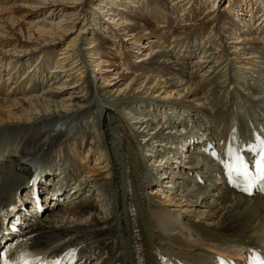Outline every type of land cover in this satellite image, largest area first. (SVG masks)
I'll list each match as a JSON object with an SVG mask.
<instances>
[{
    "label": "bare ground",
    "instance_id": "6f19581e",
    "mask_svg": "<svg viewBox=\"0 0 264 264\" xmlns=\"http://www.w3.org/2000/svg\"><path fill=\"white\" fill-rule=\"evenodd\" d=\"M25 1L35 12L47 7V12L59 19L55 23L42 21L41 25L29 22L25 31L19 32L20 39H15L13 51L9 49L14 58L21 52H38L35 59L41 57L40 63L27 65L28 57L20 58L22 61L10 57L5 62L0 57V207L11 206L6 210V233L0 242L2 237L12 239L27 233H38L48 243L68 238L67 245L74 241L84 244L81 264H213L217 254L244 262L250 248L264 256V197L236 192L225 178L221 180L222 169L216 159L201 153L199 146L194 152L190 150L192 142L225 137L233 119L243 132L246 119L264 128V1L227 0L234 18L224 22L221 14H215L221 0H212L201 17L189 22L200 4L210 0H168L164 10L175 20L173 28L167 30L170 51L151 55L143 62L138 67L143 75L133 77L123 90L129 91L122 96L112 91L117 84L108 87L106 73L111 70L104 63L127 57L122 50L125 46L130 47L131 56L141 54L137 43L148 27L134 28L137 24L119 17V1L130 7L134 5L130 2L146 6L148 14L154 1L96 0L91 12L86 6L91 0ZM99 12L110 20L107 32L129 37L127 43L121 37L117 42L106 38L109 49L115 47L110 59L100 51L101 41L95 43L94 38L86 42L87 24L103 35ZM181 17H185L184 23ZM74 28L72 36L69 32ZM235 33L231 38L254 43L226 47V37ZM201 34H206L204 44L203 39L197 40ZM67 35L70 39L58 48L48 77L53 49ZM178 45L188 50L179 48L177 54ZM196 50V60L189 63L186 75L174 80L178 66L189 65L186 59ZM230 54L237 63L242 62L240 56L249 64L258 58L256 68L247 71L259 84L242 82L243 92L237 91L235 82L239 80L231 74ZM221 70L228 71L218 75ZM199 71L200 80L196 77ZM247 71L239 68L238 72L246 77ZM95 73H99L97 79ZM162 73L172 79H161ZM20 76H25L29 87L17 81ZM221 77L225 78L217 84ZM7 80L12 81V91L7 94L11 98L1 96ZM207 81L214 83L208 95L202 84ZM140 86L150 90L143 99L133 94ZM174 91H182L181 100L170 103L160 96ZM151 97L159 99L145 100ZM201 98L209 106L195 109L192 99ZM11 122L14 124L9 125ZM67 140V146L75 147L70 150L72 155L66 151ZM180 148L186 152L175 172L166 155H175ZM82 149L98 156L95 163L105 167L104 177L89 178L83 173L76 161ZM35 169H40L41 175L32 179ZM160 177L166 181H156ZM61 180L64 183L59 186ZM153 182L168 187L173 194L169 202L175 203V208L153 200L151 195L162 194L159 185L147 190ZM54 189L61 193L51 194ZM91 195L94 199L88 200ZM21 225L20 234L12 230Z\"/></svg>",
    "mask_w": 264,
    "mask_h": 264
},
{
    "label": "rangeland",
    "instance_id": "374dc122",
    "mask_svg": "<svg viewBox=\"0 0 264 264\" xmlns=\"http://www.w3.org/2000/svg\"><path fill=\"white\" fill-rule=\"evenodd\" d=\"M125 1L127 2L129 0H125ZM130 1H132V0H130ZM149 1H151V2L154 1V4H152L151 7H150L151 11H152V12L150 11L151 14L150 13L149 14L146 13V11H145L146 10V6H143V5L134 6L136 3L130 2V4H132V5L134 4L133 6L130 7V5L128 3L121 4L123 1H119L121 3L119 4L118 7H121V9H122L121 11H118L120 13L119 17H122V19L125 22H131V23L137 24V26H135L134 28H139L141 30L143 28H147V27L148 28L142 30L143 37L137 43L138 45H140L142 47V50H141L142 53L141 54L139 52V53L134 54L133 56H131L132 53L130 54V52H129V48L130 47H126L125 46L122 50H123V54H125V56H127V57H125L124 59H119L117 61L105 62L104 63V64H106L105 68L107 70L108 69L111 70V71L106 73V74L109 75V77H108V79H109L108 87L112 86L110 84H113V85L117 84V85H114L116 87H114L113 90H112L115 96H117L119 94H120V96L125 95L129 91V89H128L127 92L125 93V91H123V90L125 89L127 83L133 77L138 79V77H140V75L141 76L143 75V74H140L141 71L138 69V67L143 62L145 63L146 61H148L151 55L153 56V55H156V53L158 54V53H161V52L170 51L171 46H168V41H170V40L167 39L168 38L167 36H169V34H168L169 32H167V30L173 28V26L175 24V20L172 18L173 16L171 15V13H169V12L166 13L165 10H164V6L166 7L168 5V0H165V1L164 0H149ZM211 1L212 0H210V1L206 2V3L200 4L199 10L197 11V13L193 14V18L191 20H189V22H192V21L195 22L197 20V18L201 17L203 15L204 8H206L207 6H210L211 5ZM230 1H235V0H230ZM262 1H264V0H262ZM95 2H97V1L96 0H91L86 5L88 7V12L92 11V10H90V7ZM110 2L111 1H109V3ZM69 4L70 5H72V4L71 3H67V5L69 7H71ZM216 5L219 6V9H218L219 11H217L215 14H221L224 22H228V21L232 20L231 18H234V16L231 15L232 14L231 11L233 9H231V7L230 8L227 7V5H228L227 0H221V2L219 4H216ZM216 5H215V7H216ZM46 8L40 10L39 12H35L36 10L33 7H30V4H28V2H26L25 0H16L15 2H12L11 0L10 1H0V43H3L2 45L0 44V57L5 59V62L10 57H12L11 60L16 59V58L20 59V58L28 57L29 59H28L27 62H25V64H27V65L32 64L33 66H35L36 64L40 63L41 57L35 59V55L39 54L38 52H28L27 51L25 54L21 52V53H18V54H14V55H16L15 58H14L13 56H11L9 49H11V51H13L12 47H13L15 39L17 37H18L17 38L18 40L20 39V33L19 32H22L23 30L25 31V29L28 26L29 22H36L37 21L41 25L42 21H46V22H50L51 21L53 23L58 21V19H59L58 16H54V14L51 15L50 12L49 13L47 12L48 9H46ZM103 13L99 12V23H103L104 27L107 26L105 28L103 27V29H104V31H102L103 35L96 34V32L98 31L97 29L95 31H93L94 30V29H92V27L94 28L93 24H87V28H88V32L89 33L88 34L86 33V35L88 37V40L86 42L89 43L94 38H95V43L97 41H101L102 43H100V45H101V47H100L101 50L100 51L103 52V54L106 56V59H110L112 57V55H114V49L113 48H115V47H110V49H109L110 45L107 44L108 42L106 41V38H110V39L114 38V41L117 42V40L121 37L123 39L122 42L123 43H127L126 39L129 38V37L128 36H123L122 34H118L116 37H114V35H112V33L107 32L108 29H106V28H108V26L110 28V23L108 24V21H110V20L106 19L107 16L103 15ZM242 17H244V16H242ZM184 19H185V17H181L180 20H182V21H180V22L184 23V21H183ZM92 23H94V21ZM240 24H242L241 21H240ZM95 25H97V24H95ZM46 27H48V26H46ZM187 27H188V25H187ZM74 31H76V28H74L73 31L69 32V34L73 36V34H75ZM70 35L64 36V38L59 39V43L57 44L58 45L57 49H56V47L53 49V55L50 58V64H49V66H47V69H46L48 77H50L51 76L50 74H52V72H53V70H52L53 65H54L53 61H55L56 58L58 57L57 54H56V52H59L58 48L61 47V45L66 44L69 41ZM205 35L206 34H204L202 36H199L198 39H197L200 42L203 39V43L202 44H204ZM234 35H236V33L233 34V35L232 34H228V36L226 35L227 36L226 39H225L226 47H229V46H231L233 44H237V45H241V44H243V45L244 44L252 45V43H254V41H251V40L243 42V41H240V40L238 41V39H236V38H231V37H235ZM258 35H259L258 37H260L261 34H258ZM102 37H104V38H102ZM200 37H202V38H200ZM22 40H24V39H22ZM21 42H24V41H21ZM30 44H32V43H29L28 45H30ZM120 48H122V47H119V49ZM179 48L180 47L178 45L177 48H176L177 51H175V52H177V54H179V52H178ZM181 49L182 50H186V49L188 50V48H186L185 46L180 48V50ZM6 50L9 51V52H5ZM17 50H19V48ZM174 50H175V48H174ZM198 52H199V50H196L195 54L191 55L190 58L186 59L187 60V64H189V63L191 64L192 60L193 61L196 60V59H194V56H197ZM143 54H144V56H143ZM136 56H138V57H136ZM139 56H141L140 58H144L145 61L144 60L143 61H140V60L138 61ZM229 57L231 58L230 60H232V63H231L232 64L231 74H232V76L234 77L235 80H239V82L238 81L235 82V86L237 87V91L239 93L243 92V89H242V86H241L242 82H243L244 85H246L247 81L258 83V79L255 78V77L250 76L249 72L247 71L249 67L256 68V66H254V64L255 63L257 64L258 58H255L254 62H252V64H249L247 62V59H245L243 56H240L241 57V61H242L240 63L235 62L236 58L233 60V57L231 56V54L229 55ZM18 59H16V60H18ZM20 60L22 61L23 59H20ZM237 60H238V58H237ZM16 62L18 63L19 61H16ZM11 63H14V62H11ZM166 63H169V61H166ZM190 64L187 65L186 67L178 66V68L176 70L177 74H176L174 80H177V78L180 75L183 76V74H184V76H185L186 75V71L190 67ZM240 65L242 67H239ZM239 68L243 69V71L244 70L247 71V72H245V73H248L246 77H245V74H244V77L239 75V73H240V72H238ZM91 69H92V67H91ZM218 70H220V68H218ZM218 70H216V72H218ZM227 71H225V72L223 71V73L226 74ZM93 72H94V69H93ZM199 73H200V71L197 72L196 77L200 80L201 77H200ZM223 73H222V70H221V72H219L218 75L223 74ZM147 74L150 75L151 73L148 72ZM235 75H236V77H235ZM25 76H20L17 81H21L22 80V82H25V84H26L25 87H29L27 85L26 80H25L26 79ZM161 76H162L161 79H164V78H166L167 80L168 79H172L169 74H163L162 73ZM5 77L7 78L6 75L4 76V78ZM95 77L97 79L99 77V73H95ZM134 78H133V80H134ZM224 78L223 77L219 78L217 80V84H218L219 80L222 81V80H224ZM227 81H228V79H226L225 82L227 83ZM72 82H74V81H72ZM208 83H209V81L202 82V84L204 86L203 90L204 89L207 90L206 95L209 94V91L213 87V84H214L213 83V84L209 85ZM11 85H12V81L11 80H7L6 81V86L2 89L3 92L1 93V96L5 97L7 94L9 95L11 93L12 87L11 88L9 87ZM261 86L263 87V90H264V83ZM140 87L138 89H135L133 94H135V96L140 97L138 99H143L141 97L148 96V94L150 93V90L149 91L148 90L144 91L143 90L144 88L142 86H140ZM116 88H119V89L121 88V90H119L120 92H118V91L114 92ZM140 89H142V90H140ZM174 92H172L171 94H168L166 96L163 95V93H160L161 94L160 96H161V98H165L170 103H172L174 100H176V101L181 100L182 99V95H183L182 91L180 93H178V92L174 93ZM244 93H246V92H244ZM153 94L155 96H158L156 91H153ZM221 96L222 95L218 93L217 97L221 98ZM8 97L11 98L13 96H8ZM254 97H256V96L254 95ZM152 98H157V97L145 98V100H151ZM157 99H159V98H157ZM192 101H193V103H195V105H193V106L196 107L195 109L206 108L207 106H209L206 103V101H204L203 98L195 99V100L192 99ZM151 102H153V101H151ZM190 105H192V104H190ZM155 123L157 124L158 120L157 121L155 120ZM13 124L14 123H12V122L9 123V125H13ZM1 125H7V124H1ZM191 132L193 133L192 130H191ZM68 136H70V134ZM190 137H192V136H190ZM70 140L71 139H69V141ZM196 140H197V138L195 139V141ZM69 141L66 142L65 147L67 146ZM198 146H199L198 142H194V143L192 142L191 145H190L191 152H194L195 148L198 147ZM67 147L68 148L66 149V151L69 150L68 151L69 153L68 152H66V153L72 155L71 151L75 148L74 145H69ZM169 149L170 148H168V150ZM185 152H186V150L180 148L179 153H176L175 155L174 154L172 155L171 153H169V155H166V156L169 157V161H171V164H170L169 167L172 170H175V172L178 171V168L177 167L175 168V166L182 159L181 157L184 156L183 154ZM97 157L98 156L96 154L91 155L90 151L86 152V150H84V149H82L80 151V153L77 154V158L78 159H76V161H77V163H79L81 165L83 173L88 175L89 178L99 179V178H102V177L105 176V169H103L105 167H102V163H101V165L100 164L98 165V164L95 163V158H97ZM97 162H100V160H97ZM156 175L158 176V172L155 173V176ZM182 176L185 177V174H182ZM189 177H193L192 173H189ZM162 180L166 181V178H161L160 177L159 179L157 178L156 181H162ZM221 180H224V178H221ZM157 186L159 187L158 189H159L160 192H162V194L151 195L153 200L158 202L159 204L164 205V206H167V207H170V208H175L176 204L173 203V202H169V199L172 198L173 194H170V192L167 190L168 187H166L165 185H163V184H161L159 182L158 183L153 182L152 184H150V186L147 188V190L148 191H150V190L153 191V189L155 187H157ZM21 192H22V189H20L19 192H18L19 197H21V194H22ZM86 198L88 200L89 199H94V195L87 196ZM21 200L24 201V199H21ZM25 221H27V220L25 219ZM22 226L23 225L18 226V228L15 229V232L17 234H20ZM6 227H7V225H6ZM20 235H22V234H20ZM233 247H236V246H233ZM90 263H91V261H89L88 264H90Z\"/></svg>",
    "mask_w": 264,
    "mask_h": 264
},
{
    "label": "snow or ice",
    "instance_id": "6c2138e0",
    "mask_svg": "<svg viewBox=\"0 0 264 264\" xmlns=\"http://www.w3.org/2000/svg\"><path fill=\"white\" fill-rule=\"evenodd\" d=\"M231 162L228 164L229 171L235 172L245 182L244 192L251 194L253 183L256 179H264V152L261 153L260 159L255 162L256 175L253 176L248 170V164L239 156L230 154ZM20 264H30L27 259L21 258ZM253 264H264V259L259 256L253 258Z\"/></svg>",
    "mask_w": 264,
    "mask_h": 264
},
{
    "label": "water",
    "instance_id": "95a60500",
    "mask_svg": "<svg viewBox=\"0 0 264 264\" xmlns=\"http://www.w3.org/2000/svg\"><path fill=\"white\" fill-rule=\"evenodd\" d=\"M250 249H256V248H250ZM250 249H249V250H250ZM249 250H248V251H249Z\"/></svg>",
    "mask_w": 264,
    "mask_h": 264
}]
</instances>
